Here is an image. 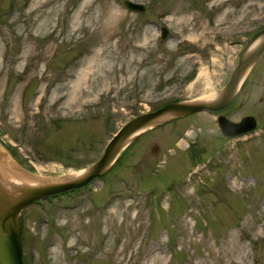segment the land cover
<instances>
[{
	"label": "rangeland",
	"instance_id": "1",
	"mask_svg": "<svg viewBox=\"0 0 264 264\" xmlns=\"http://www.w3.org/2000/svg\"><path fill=\"white\" fill-rule=\"evenodd\" d=\"M125 1L0 0V151L17 167L91 166L135 116L222 90L264 30V0ZM246 75L225 109L147 128L102 177L24 208V263L264 264V56ZM219 114L257 130L231 138Z\"/></svg>",
	"mask_w": 264,
	"mask_h": 264
},
{
	"label": "water",
	"instance_id": "2",
	"mask_svg": "<svg viewBox=\"0 0 264 264\" xmlns=\"http://www.w3.org/2000/svg\"><path fill=\"white\" fill-rule=\"evenodd\" d=\"M125 5L132 11H143L145 9L143 4L129 0L125 1ZM160 30L161 37L165 38L168 34L167 27L162 26ZM259 36H263V40L248 57L244 58L246 47ZM263 52L264 30L258 32L253 38L246 42L244 48L239 52L238 64L235 66L229 80L223 87L221 97L215 103L173 101L164 104L156 110L139 114L121 127L117 134L107 143L99 159L89 167L87 172L83 173L78 178L65 181L50 180V182L43 185L26 189L17 197H12L11 195L7 196L4 200L7 202L0 203V264H25L22 250V223L20 219V213L25 207L49 196L80 188L87 185L93 179L103 176L115 163L122 150L135 139L140 132H137L124 147L121 146V141L144 126L151 125L150 127H153L188 114L203 111H218L225 108L240 88L246 76V74H244L245 68L247 66L251 67ZM242 75H244L243 78ZM167 113H172L173 116L163 121L158 120ZM217 122L221 132L226 135L241 134L252 129L255 125V120L252 116H244L240 121L236 122L220 114L217 117ZM1 154L6 157L2 152ZM20 169L27 174H32L22 168Z\"/></svg>",
	"mask_w": 264,
	"mask_h": 264
},
{
	"label": "bare ground",
	"instance_id": "3",
	"mask_svg": "<svg viewBox=\"0 0 264 264\" xmlns=\"http://www.w3.org/2000/svg\"><path fill=\"white\" fill-rule=\"evenodd\" d=\"M262 40H263V36H259L258 38H256L255 41H253L250 45H248L244 53V58L248 57ZM249 68H250L249 66L245 68L244 74H246L249 71ZM202 73L203 72H201V74ZM243 76L244 75H242V78ZM210 91L211 92H208V94L200 98H196L190 102L215 103L221 97L222 90H219L217 92L215 91L213 92V90ZM172 116H173L172 113H167L164 116L160 117L158 120L163 121ZM150 126L151 125L144 126L139 130L133 132L132 134L128 135L126 138H124L121 141V146L124 147L137 132H141L149 128ZM89 167L78 171H74V170L63 171L61 175L55 178H42L40 175L37 174L32 175L25 173L15 164L10 162L6 157H4L0 152V203L1 204L4 202L6 203L7 201L4 200L7 198V196L11 195L12 197L14 196L17 197L21 195L22 192L25 191L26 189L43 185L45 183L50 182V180L65 181L68 179L78 178L83 173L87 172L89 170Z\"/></svg>",
	"mask_w": 264,
	"mask_h": 264
},
{
	"label": "flooded vegetation",
	"instance_id": "4",
	"mask_svg": "<svg viewBox=\"0 0 264 264\" xmlns=\"http://www.w3.org/2000/svg\"><path fill=\"white\" fill-rule=\"evenodd\" d=\"M263 56H264V53L260 56V58L263 57ZM244 82H245V81H244ZM243 84H244V83H243ZM243 84H242V85H243ZM241 87H242V86H241ZM240 89H241V88H240ZM236 96H237V95H236ZM233 100H234V99H233ZM232 102H233V101H232ZM232 102H231V103H232ZM231 103H230V104H231ZM230 104H229V105H230ZM227 107H228V106H227Z\"/></svg>",
	"mask_w": 264,
	"mask_h": 264
}]
</instances>
